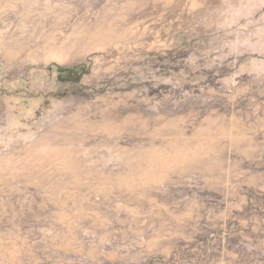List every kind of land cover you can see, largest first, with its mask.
I'll return each instance as SVG.
<instances>
[{"label": "rangeland", "instance_id": "obj_1", "mask_svg": "<svg viewBox=\"0 0 264 264\" xmlns=\"http://www.w3.org/2000/svg\"><path fill=\"white\" fill-rule=\"evenodd\" d=\"M0 264H264V0H0Z\"/></svg>", "mask_w": 264, "mask_h": 264}, {"label": "trees", "instance_id": "obj_2", "mask_svg": "<svg viewBox=\"0 0 264 264\" xmlns=\"http://www.w3.org/2000/svg\"><path fill=\"white\" fill-rule=\"evenodd\" d=\"M60 71L63 73L66 72V73L72 74V73H74L75 70L61 67Z\"/></svg>", "mask_w": 264, "mask_h": 264}]
</instances>
